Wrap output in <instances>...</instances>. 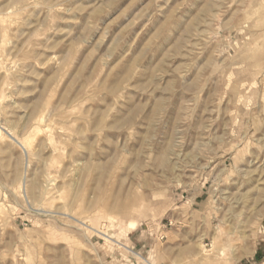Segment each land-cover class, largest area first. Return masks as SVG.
<instances>
[{"label": "rangeland", "instance_id": "374dc122", "mask_svg": "<svg viewBox=\"0 0 264 264\" xmlns=\"http://www.w3.org/2000/svg\"><path fill=\"white\" fill-rule=\"evenodd\" d=\"M0 264H264V0H0Z\"/></svg>", "mask_w": 264, "mask_h": 264}, {"label": "crops", "instance_id": "0c3cea01", "mask_svg": "<svg viewBox=\"0 0 264 264\" xmlns=\"http://www.w3.org/2000/svg\"><path fill=\"white\" fill-rule=\"evenodd\" d=\"M140 233H142V232H140ZM140 235H141V237H142V234H139L138 236H139V238H140ZM139 238L138 239H136V241H139ZM141 242V241H140Z\"/></svg>", "mask_w": 264, "mask_h": 264}, {"label": "bare ground", "instance_id": "6f19581e", "mask_svg": "<svg viewBox=\"0 0 264 264\" xmlns=\"http://www.w3.org/2000/svg\"><path fill=\"white\" fill-rule=\"evenodd\" d=\"M20 145H22V144H20ZM132 226L134 225V224H131Z\"/></svg>", "mask_w": 264, "mask_h": 264}]
</instances>
